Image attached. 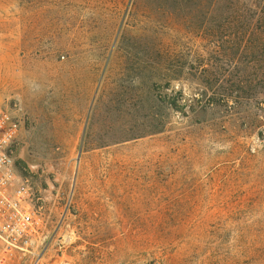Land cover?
Masks as SVG:
<instances>
[{
	"label": "rangeland",
	"instance_id": "374dc122",
	"mask_svg": "<svg viewBox=\"0 0 264 264\" xmlns=\"http://www.w3.org/2000/svg\"><path fill=\"white\" fill-rule=\"evenodd\" d=\"M0 101L41 220L7 264H264V0H0Z\"/></svg>",
	"mask_w": 264,
	"mask_h": 264
},
{
	"label": "built area",
	"instance_id": "2783aa9c",
	"mask_svg": "<svg viewBox=\"0 0 264 264\" xmlns=\"http://www.w3.org/2000/svg\"><path fill=\"white\" fill-rule=\"evenodd\" d=\"M15 110L0 101V264L29 253L41 232L35 194L16 168L22 125Z\"/></svg>",
	"mask_w": 264,
	"mask_h": 264
},
{
	"label": "water",
	"instance_id": "95a60500",
	"mask_svg": "<svg viewBox=\"0 0 264 264\" xmlns=\"http://www.w3.org/2000/svg\"><path fill=\"white\" fill-rule=\"evenodd\" d=\"M77 163H79V158L77 159Z\"/></svg>",
	"mask_w": 264,
	"mask_h": 264
}]
</instances>
